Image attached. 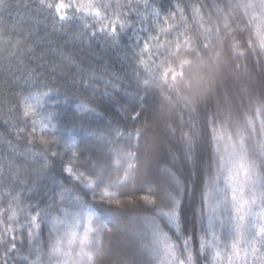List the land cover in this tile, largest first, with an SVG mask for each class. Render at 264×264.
<instances>
[{"label":"snow or ice","instance_id":"6c2138e0","mask_svg":"<svg viewBox=\"0 0 264 264\" xmlns=\"http://www.w3.org/2000/svg\"><path fill=\"white\" fill-rule=\"evenodd\" d=\"M34 2L54 28L81 21L73 40L104 33L116 41L134 31L130 58L138 77L153 75L165 54L207 50L221 30L232 69L242 75L199 112L193 95L184 96L180 123L169 124L180 130L176 155L149 180L141 176L148 125L135 126L145 118L147 95L137 88L139 99L121 103L118 77L105 79L63 51L51 53L58 65L42 56L39 63L29 60L34 67L24 65L29 36L0 22V56L17 61L16 72L29 85L12 97L7 115L13 119L2 126L12 151L0 159V264H264V0H175L167 9L156 0ZM9 6L0 0V9ZM58 73L59 79L78 73L79 87L91 89L75 101L71 127L53 123L60 87L46 81ZM139 83L150 88L147 79ZM97 93L121 103L119 122H103ZM90 117L102 122L93 125ZM78 126L87 133L79 139ZM49 174L50 195L34 201L30 194ZM106 211L116 215L114 224L104 222Z\"/></svg>","mask_w":264,"mask_h":264},{"label":"trees","instance_id":"16d2710c","mask_svg":"<svg viewBox=\"0 0 264 264\" xmlns=\"http://www.w3.org/2000/svg\"><path fill=\"white\" fill-rule=\"evenodd\" d=\"M115 2L116 0H113V3ZM156 2L167 9L175 0H156ZM9 4L8 8L0 9V22L9 26L15 24L18 31L29 36V47L32 51L28 57L23 59L24 65L34 67L35 63L40 62L36 58L41 56L44 58V63L54 60V63L58 65L60 61L54 59L51 53L63 51L66 54H73L86 69L91 67L93 70H98L105 79L109 78V75L118 77L119 84L122 85L118 88L121 103L126 104L134 99H139L136 96L137 88H139L141 97L147 95L145 118L135 125L141 128L145 124L148 125L145 140L141 145L142 178L153 179L157 174L158 167L162 171L163 161L172 160L176 155L180 130L177 128L176 132H172L169 129V124L177 127L180 123L178 113L184 111V96L193 95L194 105L199 112L204 108L205 103H212L213 97L224 84L225 79H228L229 85L234 82V78L227 76L229 72H232V76L235 77L242 75L232 69L231 55L227 43L223 41V30L219 36L212 40L207 50L201 49L197 53H189L181 49L179 52L173 51L171 54H165L158 61L160 67L153 75L138 77L134 72L135 64L130 58L135 38L134 31L125 30L116 41L106 37L104 33H98L94 37L86 36L83 41L73 40V36L83 30L81 21L64 24L62 29L61 25L56 22L54 28L53 21L45 19L38 10H33L36 8L34 0H9ZM24 4H29L30 8L26 9ZM230 39L231 37H229ZM30 59L35 63L29 64ZM182 61L189 62L182 63ZM16 66L17 61L12 60L9 63L3 56H0V91L3 93L0 95V159L7 157L12 151V147L7 145V138L2 135L4 121L13 119L7 115L9 102L14 103L12 97L21 94L29 86L25 84L21 74L16 72ZM5 69L10 70L5 71ZM165 71L168 72L167 78L164 77ZM172 73L176 74L175 80L172 79ZM60 75L61 73H58L46 81L49 86H52L53 81H56L60 87L58 99L61 103L58 108L54 109L56 120L53 123H57L60 127H71L74 121L75 101L91 95V89L85 91L79 87L78 73L72 75L62 73L64 79H59ZM73 75L76 80L75 86H73ZM142 79L149 80V89L145 90L139 83ZM35 90L33 89V91ZM40 90L45 89L41 88ZM66 91L70 102H64ZM169 97L171 100L168 99ZM93 98L100 105L98 110L106 109L104 123H116L122 119L124 113L121 103L99 93ZM101 122L100 118H89V123L93 125ZM132 126L129 123V127ZM73 131L77 139L82 135H87L86 131L79 126ZM184 131L186 132L187 129L185 128ZM152 159L153 164H148L147 162ZM180 170L185 177L188 176L187 169L181 167ZM53 174L42 176L35 191L30 194L34 201L47 199L50 195L51 189L54 187ZM177 178H180L179 175ZM193 199L190 183L185 200V215L190 230ZM105 217L104 222L107 220H111L113 224L116 222V215L112 212L106 211ZM119 239H114L113 243H118Z\"/></svg>","mask_w":264,"mask_h":264},{"label":"rangeland","instance_id":"374dc122","mask_svg":"<svg viewBox=\"0 0 264 264\" xmlns=\"http://www.w3.org/2000/svg\"><path fill=\"white\" fill-rule=\"evenodd\" d=\"M227 74H228V73H227ZM227 76H228V77H232V78H234V79L236 78L235 76H232V72H229V74H228ZM227 81H228V79H227V80L225 79V80H224V83L227 82ZM153 162H154V161H153V159H152V160L148 161L147 163L152 165Z\"/></svg>","mask_w":264,"mask_h":264}]
</instances>
